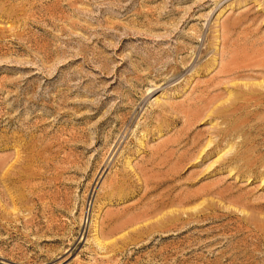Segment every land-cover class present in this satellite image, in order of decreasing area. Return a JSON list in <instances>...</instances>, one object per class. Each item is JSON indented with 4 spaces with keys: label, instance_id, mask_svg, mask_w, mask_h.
<instances>
[{
    "label": "rangeland",
    "instance_id": "1",
    "mask_svg": "<svg viewBox=\"0 0 264 264\" xmlns=\"http://www.w3.org/2000/svg\"><path fill=\"white\" fill-rule=\"evenodd\" d=\"M0 264H264V0H0Z\"/></svg>",
    "mask_w": 264,
    "mask_h": 264
},
{
    "label": "bare ground",
    "instance_id": "2",
    "mask_svg": "<svg viewBox=\"0 0 264 264\" xmlns=\"http://www.w3.org/2000/svg\"><path fill=\"white\" fill-rule=\"evenodd\" d=\"M260 84H261V83H260ZM257 85H259V84L257 83ZM211 143H212V142H209V143L207 144V146H206V147H209V146L211 145ZM206 147H205V148H206ZM204 151H205V149H204V150H202L200 153H202V152H204Z\"/></svg>",
    "mask_w": 264,
    "mask_h": 264
}]
</instances>
